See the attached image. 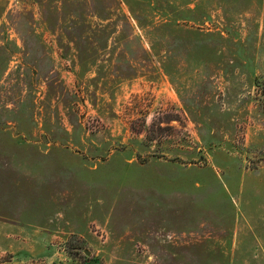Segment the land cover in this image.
<instances>
[{
	"label": "rangeland",
	"instance_id": "obj_1",
	"mask_svg": "<svg viewBox=\"0 0 264 264\" xmlns=\"http://www.w3.org/2000/svg\"><path fill=\"white\" fill-rule=\"evenodd\" d=\"M0 264H264V0H0Z\"/></svg>",
	"mask_w": 264,
	"mask_h": 264
}]
</instances>
